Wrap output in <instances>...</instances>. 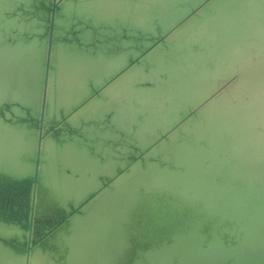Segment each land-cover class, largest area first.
<instances>
[{"label":"bare ground","instance_id":"6f19581e","mask_svg":"<svg viewBox=\"0 0 264 264\" xmlns=\"http://www.w3.org/2000/svg\"><path fill=\"white\" fill-rule=\"evenodd\" d=\"M32 1L28 4L32 6L40 4L39 0ZM144 1L148 3L146 8L143 6ZM234 2H230L229 5L239 4ZM243 3V7H248L246 1ZM12 4H14L12 0H0L1 24L8 21L7 14ZM229 5L224 3L219 5L214 12L215 14L222 12V15L216 16L215 21L206 27L203 25L199 40L189 42V44L199 43L200 40L204 42L208 36L213 37L214 48L208 52L210 55L213 53L210 58L218 61L224 57V61L213 66L214 71L209 78L207 75L192 78L194 72L201 74L206 71L208 74L205 68L207 54L200 50L199 53H194L191 47L183 45L185 42L179 45L183 50L182 60L190 70L187 76L183 73L179 75V72L175 74L177 82L172 93V101L178 106L177 109L173 107L170 98L163 97L168 95L167 90L158 89L160 97L157 99L154 96L158 93L153 91L156 90L158 82L163 86L167 83L172 84V81H169L172 67L164 59H171L173 64L182 65L169 54L171 50L178 48L175 46L177 40L174 30L171 31L172 37L170 36L169 40L164 39L154 50H150L135 62L132 61L142 52L134 47L135 45L130 49L137 51L131 57L133 59H130L129 52L125 51L127 45H115L113 40L103 42V48L94 45L91 47L88 43L82 44L79 41L72 45L55 40L54 58H57L60 48L62 51L59 62L54 60L55 67L49 80L51 82L50 94L47 95L49 103L46 105L45 114L47 130L51 124L60 120L65 109L86 100L118 71L128 65L126 72L136 66L137 69L126 75L121 74L122 76L120 75L121 77L110 85L107 94L98 92L84 104L92 110L90 116L96 119L103 117L104 111H115L118 115L114 117V123H117L114 131L107 133L106 137H103V134L94 137L104 141L103 148L94 147L92 142L94 140L89 141L91 143L89 152H96L94 153L96 156H91V160L99 158L98 166H91L81 152L74 149L72 140L66 141L64 136H60L63 130H58V140H52L53 135L50 133L48 140H44L32 241L37 240L42 233L51 228L62 214L68 215L69 201L80 196L86 187H96V181H108L115 173L120 172L119 165L122 162L130 163L143 154L148 156V161H153L156 157L158 160L143 164V157H138L130 166L134 167L133 174L128 179H122L121 187L117 188L114 184L110 186L111 193L96 201L92 210L85 214L81 213V219L76 223V214L68 215L69 232H63L65 225L59 226L50 232L49 237L40 246L34 244L29 264H66V261L52 263V254L48 253L49 246L55 243L59 235L62 234V238L57 241L56 252L62 247L67 252H73L89 244L104 228L108 230L105 250L102 254L97 252L98 255L93 257L90 264H117L126 250L135 245L138 246L135 250L137 261L133 264H222L228 258H231L234 264H245L264 260V231L246 221L240 214L233 213L241 208L246 210L242 203L243 197L256 204L260 215H264V128L258 127L255 122L257 114L264 113V42H261L264 37V12L254 16L261 18L262 26L256 33L246 37L242 16L233 13L234 8ZM263 5L264 2L260 7ZM74 6L77 10L78 8L91 10L92 15L99 20L110 22L118 19L132 23L147 32L149 19L153 20L156 24L154 28L159 32L163 28L168 29L170 23L174 24L180 17L176 16L177 14L170 15L169 11L159 12L164 8V3L160 0H70L57 12L59 15L57 32L63 28L58 26L60 18L61 20L65 18L63 12L73 16L71 12ZM152 12L157 13L158 17H153ZM195 16L202 20L199 14L196 13ZM233 16L238 17L237 20L234 19L235 25L224 29L225 20ZM76 17L77 14L74 12V21ZM159 19L162 21L161 25L157 24ZM21 21L19 17L12 22L13 29H10V33L21 31L22 26V29L26 30ZM32 24L39 26L40 23L35 20ZM221 30L224 32L221 33ZM243 37H246L243 44L244 48L249 49V54L240 50L239 43ZM35 46L36 44L33 45ZM23 49L27 50L26 47H21V50ZM11 54L12 50L3 48L0 51V65L5 66L6 57ZM148 55L151 57L147 58ZM38 59L36 60V57L31 59L30 66L37 65ZM250 60L252 64L249 65ZM109 63L111 64L108 65ZM243 66H247L244 73L240 70ZM182 67L184 70L185 67ZM150 68H153L152 71ZM107 70L109 72L106 74ZM29 72V76L36 77L35 70ZM233 75L237 77L232 83V88L229 85L224 87L227 78ZM152 76L154 80L150 81ZM6 79L8 78L0 81V102L3 97L11 95L12 85ZM162 92L166 94L163 95ZM39 95L40 88L37 90L32 88L21 100L34 111L38 106ZM95 97L99 99L94 101ZM231 98L235 101L228 103ZM159 99L160 104L157 103ZM102 100H108L103 107L100 106ZM142 103L146 108L138 110ZM161 109L168 112L162 115ZM209 109L210 114H207L205 111ZM149 118L151 121L147 122ZM260 120L264 125V116L260 117ZM75 122L74 120L69 122L70 127ZM130 123L132 130H128ZM142 126L147 127L140 138L121 136L122 130L131 134ZM172 126L175 127L171 129ZM34 128L36 130V126ZM34 128L23 127L20 124L5 126L0 121V178H4V181L21 180L31 176L33 161L30 155L33 150ZM199 130L200 139H195L191 144L187 139L177 137L178 133H182L195 138ZM224 130L226 132L223 135L218 134V131ZM85 135L92 138L89 132ZM208 136L210 138H207ZM223 137L230 141L226 142ZM116 140L121 142L114 144ZM225 142L226 146H222ZM200 144L203 146H199ZM169 146L172 148L174 169L179 170L168 178L164 172L169 168H162L159 163L167 154L166 149ZM222 149L225 150L224 154ZM123 155H126V160ZM164 162L168 166V160ZM226 167L233 169L226 170ZM64 168L66 173L62 170ZM130 172L132 171L129 168L124 171ZM254 178L258 179L259 187L253 185ZM217 183L220 186L217 188L221 195L220 206L230 208L233 202H237L234 211L225 213L224 210L213 206V203L210 204L209 196L206 194ZM163 184L168 186L164 187ZM11 191L29 197L26 192L23 193L24 188L14 187ZM25 200L26 198L24 202ZM27 207L26 202L21 208L23 213ZM164 212L167 215H164ZM177 218L185 219L183 227L176 229L180 233L184 230L182 234L167 231ZM160 226L163 229H160ZM204 227H209L212 231V239L206 245H203L206 237L198 233V230ZM186 228L190 231L186 232ZM158 230H166L165 237L162 235L163 232L158 233ZM217 232L221 234V239L216 237ZM26 236L27 228L0 222V247H4L1 254L6 261L8 260V264H23ZM162 238H165L163 243L160 241ZM144 245L149 246L148 251L139 250Z\"/></svg>","mask_w":264,"mask_h":264},{"label":"water","instance_id":"95a60500","mask_svg":"<svg viewBox=\"0 0 264 264\" xmlns=\"http://www.w3.org/2000/svg\"><path fill=\"white\" fill-rule=\"evenodd\" d=\"M9 1V0H8ZM14 4L9 6L11 8L10 12L7 14V22H3L1 24L0 20V51L3 50V48H8V50H12L13 54L8 55L6 57L7 64L2 66L0 65V81L4 80L5 78H8L6 80H9V84L12 85L11 88V95L10 97H3L0 102V121L5 126L12 127V124H20L23 127L29 126V128H35L32 129V139L34 141L33 143V150L31 152L30 158L33 161L32 166V173L31 176L28 178H22L21 180H5L4 178H0V222L2 223H12V224H18L22 227L27 228V236H26V244H25V257L23 260V264H29L30 263V253L32 246L34 244H37V246H40L42 242L46 238L49 237L50 232L54 231L59 226L65 225L66 228L63 230V232H69L68 226H69V219L68 215H75V223L81 219L80 214L81 213H87V211L92 210L95 205V202L98 201L100 198H103L105 194L111 193L109 190V187L113 184L118 187H121L120 182L122 179H128L133 174V168L130 167L134 162H136L137 158L142 156V160H144V163H150V162H156L158 158H154L153 161H148L147 155H140L136 158V160L131 161L129 164L124 166V164H120L121 167L120 172L115 173L112 178H110L108 181L100 182L96 181V187H86L80 196L76 197L74 200L69 201L70 206V212L68 215L65 216V214H62V217L49 229H47L44 233L40 235V237L32 241V234H33V227L34 222L36 220L35 217V207H36V201H37V189L39 185V178H40V165L41 161L43 160V144L44 140H48L49 136L48 134L53 135L54 141L57 139L58 130H63L60 136H64V139H67L66 141H69L68 139L72 140L74 142L73 147L76 151H80L81 154L84 156L85 160L89 162L92 165H99V158L92 159L91 156H96L94 153L96 152H89L90 145L89 141L94 140L93 146L99 147L101 146L103 148L104 141H101V139H95L96 136L100 134V136L103 134V137L107 136V133H111L117 128V123H114V117L118 116L115 111H104L102 112L105 114L100 119H96L90 116L92 110L88 109V106L84 105L86 101H89L94 95L98 92H102V94H107L110 85L119 79L122 75H126L134 71V69H137V66L128 72L126 70L128 69V66H126L124 69L118 71L115 76L111 79L105 82L103 85H101L93 94L88 96L86 100L81 102L80 104H74L72 106H69L67 109H65V112L62 114V117L58 122H54L51 124L50 129L47 130V126L45 125V114H46V105L48 102L47 95L50 94L49 92V85H50V78H52V72L55 67V61L59 62V56L61 53H58L57 58H54V42L55 40H60V42H63V44H72L76 45V43L81 42L82 44H89L91 47L92 45L97 46L99 48H103L102 43L106 41H112L114 44H122L127 45V48L125 51H128L130 59L135 52V50H131V46L135 45L138 50H141V54L136 56V59H134L132 62H135L137 59H140L145 54L149 53L150 50H154L155 47L158 44H161L164 39L169 40L171 36V31H175L176 35V43L175 46L178 47L176 50H171L169 54H172L174 56V59L176 62H179L182 65H176L173 64L171 59H164L167 61V63L172 67L171 73L172 76L169 78V81H172L171 83H167L166 86H163L162 84L157 83L155 86L156 91L159 89L161 90H167L166 96H163L165 98H170L171 103L174 105L173 107L175 109L178 108L177 105H175L173 99V90L177 82V77H175L176 73H180L179 75L186 74V76L189 74V67L186 65L183 59V50H181V47L179 45L184 43L183 45L191 47L194 53L202 52L203 54H207L209 51H211L214 48V39L211 36H208V38L202 42L200 40L199 43H191L195 40H199V38L202 35V31L205 27L212 23L213 20L215 21L216 16L222 15V12H218L215 14V9L219 8V5L228 4L232 1H235L234 3H239L238 5L233 4L229 5L230 7L234 8V12L238 14L240 17L242 16V20L244 24L242 26L246 30L247 34L246 37L251 33H256L259 28L262 26L261 18L260 17H254L259 15V13L264 12V5L260 7L261 3L264 2V0H160L162 3H164L163 10H159V12H165L169 11L170 15H176L180 16L178 21H176L174 24L170 23V27L168 29L163 28L159 32L154 28L156 24H154L152 19H149L148 25V31L140 30L139 27H136L132 23H127L126 21H121L118 19H113L110 22L99 20L97 17L93 16L91 13V10L88 9H80L78 10L74 7H72V15L69 16L67 12H63V15L65 18H60L59 25L63 28L62 30L57 32L56 27L58 23V17L59 15L57 12L60 10L61 6L70 1V0H39L40 4L31 5L28 4L29 1L32 0H12ZM27 1V3H26ZM246 1L245 4H247L248 7H243V2ZM33 2V1H32ZM16 3V4H15ZM34 3V2H33ZM143 5L145 8L148 4L144 1ZM153 6L152 4H150ZM195 5V6H194ZM204 6V7H203ZM234 6V7H233ZM154 9L156 7H153ZM75 9L77 11H75ZM157 10V8H156ZM232 10V11H233ZM243 10V11H242ZM74 12L77 14V17L74 21ZM62 13V12H61ZM199 14L200 17H202V20L197 18L195 14ZM225 13V11L223 12ZM241 13V14H240ZM4 14V13H3ZM153 17H158L157 13L152 12L151 13ZM6 17V15H5ZM22 19L23 25L26 26V30H23L22 27L20 28L21 31H15L10 33V29H13L12 22L15 21L18 18ZM61 17V16H60ZM1 18V17H0ZM238 17L233 16L227 18L224 24V29H229L230 26L235 25L234 19L237 20ZM39 22V26H35L32 24V22ZM11 22V23H10ZM161 19L157 20V24L161 25ZM167 22V21H166ZM198 23V24H197ZM216 24V23H215ZM167 25V23H166ZM186 26H188V29H186ZM218 27V26H215ZM257 29V30H256ZM225 30V31H226ZM79 32V33H78ZM224 31L221 30V33ZM20 34V35H19ZM91 35V36H90ZM57 36V38H56ZM78 37L79 40H78ZM140 37V39H138ZM172 37V36H171ZM246 37H243L241 39V42L239 43V47L242 53L249 54L250 51L245 47V44H243L246 40ZM77 38V41H76ZM62 40V41H61ZM70 40H73L72 42ZM70 42V43H69ZM261 42H264V37ZM33 47V45H35ZM189 44V45H187ZM21 47H26L27 50L23 49L21 50ZM62 47V46H61ZM36 48V49H35ZM131 50V51H130ZM37 54L35 56V54ZM83 55V54H82ZM211 56H213V53L211 55H205V68L208 70V74L206 71H203L201 74L194 72L192 78H196L197 76L207 75V78L211 76L214 69L213 66L216 64L222 63L224 60L222 57L221 60H211ZM36 57L37 65L30 66L31 59H34ZM38 57V58H37ZM151 55H148L147 58H150ZM55 60V61H54ZM145 60V59H144ZM248 60V58H247ZM109 63L108 65H110ZM132 64V63H131ZM130 64V65H131ZM252 64V60L249 61V65ZM181 66L185 67V69H181ZM3 67V68H2ZM182 67V68H183ZM109 69V66H108ZM153 68H150L152 71ZM247 69V66H243L240 70L241 72H245ZM35 70L36 77L29 76V71ZM29 72V73H28ZM109 72V70L106 71ZM122 74V75H121ZM121 75V76H120ZM5 77V78H4ZM236 75L230 76L227 78L226 84L231 86L232 83L236 79ZM154 80V76L150 78V81ZM5 81V80H4ZM153 83V82H152ZM227 85V86H228ZM159 87V88H158ZM34 89L40 88V95L38 97V106L37 108H34V111L31 107L28 106L25 102H23L21 99L29 93V91ZM171 89L170 91H168ZM259 89V88H258ZM257 89V90H258ZM150 91V90H149ZM172 91V92H171ZM226 91V89H225ZM170 92V93H169ZM158 94L154 97L156 99L160 97V92H157ZM163 95L166 94L165 92H162ZM242 97H244L242 95ZM94 101H96L97 97H95ZM162 100V99H161ZM108 100H102V103L100 104L101 107H103ZM235 100L231 98V100L228 103H233ZM157 103L160 104L161 101L157 100ZM36 106V105H35ZM34 106V107H35ZM82 108V109H81ZM146 106L142 103L140 107H138V110H144ZM81 110V111H80ZM210 109L205 111L207 114H210ZM35 112L37 114H35ZM168 111H164L161 109V114L164 115ZM110 113V114H109ZM78 114H81L78 116ZM75 116V117H74ZM264 116V113L262 115L257 114L255 118V122L258 127L264 128V125H262V121L260 120V117ZM122 116H119L121 118ZM124 117V116H123ZM72 118V119H71ZM96 119V120H95ZM76 121L73 126L70 127L71 121ZM166 120V119H164ZM147 122L151 121V118L146 120ZM157 121V120H156ZM147 126H142L141 128H136L135 131L131 132L129 134L126 131H121V136L123 137H134L136 139V136H139L143 134L144 128ZM175 126H172L171 129H173ZM132 123H130V126L128 130H132ZM148 129V128H147ZM149 129H153V127H149ZM117 132L119 130H116ZM90 133L87 137L85 133ZM92 132V135H91ZM226 131H218V134H224ZM201 130L197 132V137L193 138V136L187 137L188 134H182L178 133L177 137L180 139H187L189 144L193 143L195 139H200L201 137ZM95 137V138H94ZM94 138V139H93ZM207 138H210L208 136ZM162 139V138H160ZM226 139V142L230 141L227 137L222 138ZM86 140V141H85ZM53 142V141H52ZM86 142V144H84ZM88 142V143H87ZM121 140H116L114 144H119ZM222 143V146H226L227 143ZM153 145V144H152ZM199 146H203L200 144ZM110 148V147H109ZM114 148H111L113 150ZM225 150L222 149V153L224 154ZM166 155L163 157V159L160 161V167L165 168L168 167L169 170L166 173V177H170L172 173H177L179 169H174V162L172 158V148L169 146L166 149ZM124 156V155H123ZM122 156V157H123ZM126 155L124 156V158ZM126 160V158H125ZM164 160H168V166H166ZM102 161V160H101ZM228 165V164H227ZM129 168L132 172L130 173H124V171ZM233 167L228 168L226 167V170H232ZM60 170V168H59ZM63 172L66 173V168L62 169ZM225 171V170H224ZM70 175V174H69ZM159 183V182H157ZM168 183V182H167ZM161 184V183H159ZM164 187L168 186L166 184H163ZM253 185L256 187H259V181L257 178L253 179ZM24 188V192L27 193L29 196L28 198L24 195H18L19 193H14L11 191L13 188ZM178 187V186H176ZM213 187V188H212ZM208 193L206 194L209 196L210 204L213 206L224 210L225 213H230L233 210V208L236 207L237 202L232 203V207L227 208L223 205L220 206L219 202V190L217 188H220L219 184H214L212 186ZM201 190V193L203 194ZM183 190V189H181ZM197 190V191H200ZM218 195V196H217ZM26 198V202L28 205V209L25 208V212L23 213L22 209L23 206L26 204L24 202V199ZM23 199V200H22ZM221 199V198H220ZM244 201V210L243 208L239 209L238 211H235L233 213L240 214L242 218H245L246 221L248 220L251 224H255L259 227V229H262L264 231V215H260L258 206L254 203H250V201L246 198H243ZM222 200V199H221ZM92 205V206H91ZM164 215H167L166 212H164ZM185 219H176V222L174 224H171V229L167 230L168 232H174L172 234H175L178 232L179 234L184 233V230L176 231L178 228L183 227V221ZM169 222V221H166ZM152 222H150L151 224ZM148 224V223H147ZM148 225H146L147 227ZM160 229H163L162 226L159 227ZM189 229L186 228V232ZM190 231V230H189ZM159 232H163V236L165 237L166 230H158ZM211 229L209 227H204L198 230V233L202 234L206 238L203 241V245H206L210 242L211 238ZM221 234L219 232L216 233V237L221 239ZM62 238V234L58 236L57 240L53 245H50L48 248L49 255L52 254V263H63L66 261V264H90L93 257L97 256L100 252L101 254L105 250V246L107 244L108 239V230L106 228L100 230V233L95 235L89 244L85 245L84 247H79L76 251L73 252H67V250L62 247L56 252V246L58 239ZM143 239V237H141ZM165 238H162L160 241L163 243ZM222 242V241H221ZM1 243V242H0ZM222 245H225L222 243ZM2 249H4L3 246L0 247V264H8V260L6 261L3 254H1ZM138 249V246H131L129 247L124 256L122 257L121 261L117 264H133V262L137 261V257L135 254V250ZM70 250V249H69ZM140 251H148L149 246L144 245L143 248L139 249ZM10 261V260H9ZM222 264H234V262L231 260V258H228L225 262ZM245 264H264V260L261 261H255L252 263H245Z\"/></svg>","mask_w":264,"mask_h":264},{"label":"rangeland","instance_id":"374dc122","mask_svg":"<svg viewBox=\"0 0 264 264\" xmlns=\"http://www.w3.org/2000/svg\"><path fill=\"white\" fill-rule=\"evenodd\" d=\"M208 54H209V53H207V55H208ZM209 55H210V54H209ZM211 60H212V59H211ZM212 61H213V60H212ZM216 61H217V60H216ZM227 85H228V84H227ZM227 85L225 84L224 87H227ZM221 89H223V87H222ZM187 121H188V120H187ZM120 161H121V160H120ZM120 163H121V162H120ZM121 164H124V165L126 164V165H127V164H129V163H126V162L124 161V163L122 162ZM126 165H125V166H126Z\"/></svg>","mask_w":264,"mask_h":264}]
</instances>
